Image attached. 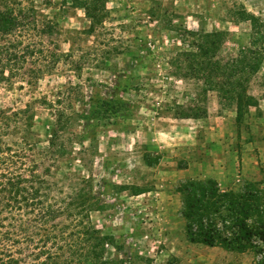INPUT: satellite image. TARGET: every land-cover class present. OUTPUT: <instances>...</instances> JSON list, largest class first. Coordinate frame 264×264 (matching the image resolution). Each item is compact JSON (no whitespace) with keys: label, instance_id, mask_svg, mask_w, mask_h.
Returning <instances> with one entry per match:
<instances>
[{"label":"rangeland","instance_id":"1","mask_svg":"<svg viewBox=\"0 0 264 264\" xmlns=\"http://www.w3.org/2000/svg\"><path fill=\"white\" fill-rule=\"evenodd\" d=\"M6 3L22 12L18 28L0 34V141L12 149L22 136L32 142L31 168L64 196L90 181L86 215L107 237L103 257L260 264L253 248L190 242L178 189L212 177L222 190L253 180L264 192V60L248 86L258 106L239 113L172 62L190 50V30L224 31L219 55H235L249 43L252 17L264 35V0H102L88 16L71 0H0V9ZM118 78L130 87L120 95L135 105L128 122L101 105ZM190 107L205 113L176 116Z\"/></svg>","mask_w":264,"mask_h":264},{"label":"trees","instance_id":"2","mask_svg":"<svg viewBox=\"0 0 264 264\" xmlns=\"http://www.w3.org/2000/svg\"><path fill=\"white\" fill-rule=\"evenodd\" d=\"M71 2L84 8L87 16L89 9L103 8L102 0ZM7 4L0 9V34L6 35L18 28L17 16L22 12L15 15ZM258 20L255 16L250 19L248 45L226 57L219 55L224 31L190 30V50L176 52L172 63L184 64L186 74L200 79L204 91H216L219 104L231 105L238 113L257 107V98L248 86L264 60V35L257 31ZM129 89L127 81L118 78L112 93L101 99L107 117L128 122L135 105L120 94ZM204 113V109L190 107V113L176 116L199 118ZM3 117L0 110V120ZM55 133L52 130L50 147ZM14 145L12 149L0 141V264H114L103 257L106 235H97L86 215L93 198L90 181H86L89 186L85 190L75 186L64 196L43 172L31 168L34 163L27 150L33 143L22 136ZM50 147L43 150L50 153ZM178 190L190 242L238 251L253 248L263 253L259 262L264 264V203L258 181L245 180L239 190H222L215 178H188Z\"/></svg>","mask_w":264,"mask_h":264},{"label":"crops","instance_id":"3","mask_svg":"<svg viewBox=\"0 0 264 264\" xmlns=\"http://www.w3.org/2000/svg\"><path fill=\"white\" fill-rule=\"evenodd\" d=\"M263 194H264V192H263Z\"/></svg>","mask_w":264,"mask_h":264}]
</instances>
